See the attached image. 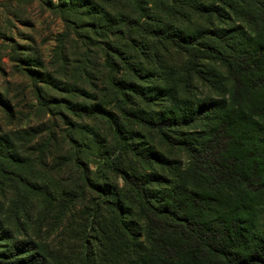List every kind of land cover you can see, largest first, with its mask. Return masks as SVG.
Here are the masks:
<instances>
[{
    "label": "trees",
    "instance_id": "1",
    "mask_svg": "<svg viewBox=\"0 0 264 264\" xmlns=\"http://www.w3.org/2000/svg\"><path fill=\"white\" fill-rule=\"evenodd\" d=\"M85 2L93 8L87 16L94 22L88 24L87 34L78 33L75 27L77 37L89 54L93 48L101 51L103 64L97 85H93V78L82 82L97 89L99 100L114 112L86 104L69 108L65 100L59 104L83 123H107L116 148L104 158L107 170L117 175L127 190L125 203L120 194H110L99 183H107L108 175L89 170L85 150L90 147L84 143L88 139L74 138L77 129L81 136L87 130L77 124L68 127L69 145L64 139L60 142L58 136L48 135L34 149L32 158L25 161V169L31 174L36 171L48 176L59 172L67 178L57 181L47 177L44 187L30 188L25 183L23 196L31 200L30 204L36 200L44 208L59 206L63 201L66 209L84 202L91 204L90 225L108 244L107 258L98 255L101 264H264V0H101V5ZM71 8L68 4L61 6L65 21ZM238 9L252 15L253 19L247 15L250 28L239 25L222 31L217 20L233 22L240 14ZM162 48L183 52L188 59V84L199 61L217 64L227 75V85H222L226 92L190 101L186 99L187 92L179 95L181 88L175 79L170 82L163 78L167 83L164 101H170L163 112L145 117L131 111L130 107H140L139 99L159 100L150 91L149 95L143 90L138 93L130 74H143V60H158L157 51ZM158 63L155 61V65ZM207 71L213 77L219 74L211 67ZM219 88L218 85L216 90ZM74 93L81 102L85 100L78 91ZM120 121L156 132L163 143L180 147L196 169L209 170L219 182L196 189L180 186L164 205L150 189L154 182L151 179L163 182L160 175L144 180L127 169L131 163L127 159L135 153L124 140ZM194 125L201 130L196 133L202 140L199 145L176 143L171 137L173 130ZM36 137L37 132L33 139ZM92 145L102 150L95 141ZM5 149L12 150L9 145ZM0 157L4 161L1 178L24 181L11 171V166L4 167L8 161L13 163L12 158L6 152ZM166 165L162 159L156 169L159 174L165 172ZM53 186H60L61 198ZM105 212L110 216L104 218ZM124 218L137 220L141 233L132 235ZM87 262L90 259L84 256Z\"/></svg>",
    "mask_w": 264,
    "mask_h": 264
},
{
    "label": "rangeland",
    "instance_id": "2",
    "mask_svg": "<svg viewBox=\"0 0 264 264\" xmlns=\"http://www.w3.org/2000/svg\"><path fill=\"white\" fill-rule=\"evenodd\" d=\"M85 1L101 5V0H0V155L6 152L13 163L8 161L4 167L11 166V171L24 179L13 181V178H9L6 181L0 174V264H101L97 260L98 255L104 254L107 258L106 239L88 220L91 204L84 202L66 209L63 208L66 201H63L59 206L44 208L36 200L30 204L31 200L23 196L26 194L23 188H26L25 183L30 188L44 187L48 182L47 177L57 181L62 177L67 178L66 174L59 172L48 176L36 171L31 174L25 169V161L29 156L32 158L34 149H38L48 135L58 136L60 142L64 139L69 145L66 135L70 124L87 130L81 136L77 129L74 138L88 139L84 143L89 145L90 150H85V147L83 150L86 151L85 162L89 164V170L108 175L107 183L98 182L106 186L110 194H120L123 197L121 201L125 203L127 190L119 182L118 176L107 170L104 158L116 148L111 129L105 121L83 123L76 120L65 106L59 104L65 100L70 104L69 108L86 104L89 108L114 112L99 100L100 92L97 89L82 82L84 78H93V85H97L98 71L103 64L101 51L93 48L89 54L77 37L75 27L78 33L87 34L88 24L94 22L93 18L87 16L93 8ZM65 4L72 5L67 21L63 19L61 10ZM237 11L240 14L233 22L217 20L222 31L239 25L250 28L247 15H252L240 9ZM157 52L158 60H143V74L130 76L136 82L138 93L143 90L149 95L150 91L159 100L139 99L140 107H130L131 111L145 117L163 112V107L170 102L164 101L167 83L163 78L170 82L175 79L181 88L179 95L184 96L187 92L186 99L190 101L203 95L216 96L226 92L227 88L222 85H227V75L214 62L199 61L188 84V59L183 52L173 48L165 51L162 48ZM155 61L159 63L155 65ZM208 67L219 74L215 77L208 74ZM218 85L220 88L216 90ZM76 91L84 96L83 102L74 96ZM119 126L124 140L136 155L128 157L131 163L127 169H132V175L144 180L160 175L163 182L151 179L154 182L150 189L164 205L168 204L170 193L180 186L196 189L219 182L209 170L196 169L180 147L163 143L156 132L146 131L127 121ZM199 131L196 125L185 126L173 130L171 137L175 142L199 145L202 143L196 134ZM35 132L37 137L33 139ZM93 141L102 150L95 148ZM8 145L12 150L5 149ZM92 153H96V156L92 157ZM162 159L167 161V165L165 172L159 174L156 169ZM2 162L0 157V169ZM120 167L125 168L123 164ZM65 170L68 171V168L65 167ZM51 188L61 198L60 186ZM108 216L105 212L103 217ZM124 221L132 235L141 233L137 220L124 218ZM139 242L143 244L142 240ZM110 248H114L113 243ZM84 256L89 257V263H84Z\"/></svg>",
    "mask_w": 264,
    "mask_h": 264
}]
</instances>
